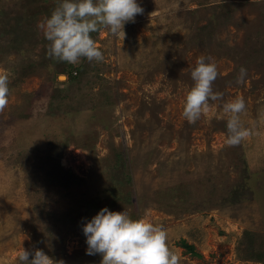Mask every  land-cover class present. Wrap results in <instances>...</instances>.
Listing matches in <instances>:
<instances>
[{
    "label": "rangeland",
    "instance_id": "1",
    "mask_svg": "<svg viewBox=\"0 0 264 264\" xmlns=\"http://www.w3.org/2000/svg\"><path fill=\"white\" fill-rule=\"evenodd\" d=\"M59 2L0 0V264L22 249L100 264L82 229L105 207L162 225L180 264H264V0H136L124 38L91 34L103 61L75 65L49 59L37 28ZM201 56L223 99L189 124ZM236 97L250 135L230 146Z\"/></svg>",
    "mask_w": 264,
    "mask_h": 264
},
{
    "label": "clouds",
    "instance_id": "2",
    "mask_svg": "<svg viewBox=\"0 0 264 264\" xmlns=\"http://www.w3.org/2000/svg\"><path fill=\"white\" fill-rule=\"evenodd\" d=\"M143 8L136 0H60L50 16L37 23L47 44V56L56 62L78 64L81 59L102 62V51L92 33L106 29L112 35L125 37L124 26L134 22ZM190 71L193 86L184 101L182 115L189 124H195L210 109L209 101L223 99V94L213 90L219 76L217 66L210 58L198 57ZM247 69L241 67L236 83L245 82ZM9 73H0V112L8 105ZM227 119V143L240 144L250 135L240 120L246 110L242 97L222 105ZM87 255L102 256L100 264H180V257L169 248L167 231L145 218L133 220L124 212L103 208L83 225ZM29 257H32L29 259ZM19 264H64L42 250L30 252L22 249Z\"/></svg>",
    "mask_w": 264,
    "mask_h": 264
},
{
    "label": "trees",
    "instance_id": "3",
    "mask_svg": "<svg viewBox=\"0 0 264 264\" xmlns=\"http://www.w3.org/2000/svg\"><path fill=\"white\" fill-rule=\"evenodd\" d=\"M75 70H79V68H77V66L74 67V68H71L67 73H68V74H74V73L77 74V72H74ZM182 245H183L184 248L187 249V251H189V252H191V253H195V251H194V246L188 244L185 240L182 241Z\"/></svg>",
    "mask_w": 264,
    "mask_h": 264
},
{
    "label": "crops",
    "instance_id": "4",
    "mask_svg": "<svg viewBox=\"0 0 264 264\" xmlns=\"http://www.w3.org/2000/svg\"><path fill=\"white\" fill-rule=\"evenodd\" d=\"M264 198V197H263Z\"/></svg>",
    "mask_w": 264,
    "mask_h": 264
}]
</instances>
